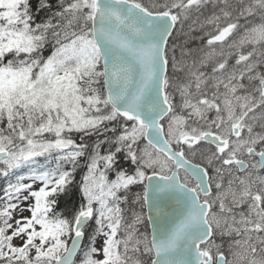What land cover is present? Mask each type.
<instances>
[{
	"label": "snow or ice",
	"instance_id": "6c2138e0",
	"mask_svg": "<svg viewBox=\"0 0 264 264\" xmlns=\"http://www.w3.org/2000/svg\"><path fill=\"white\" fill-rule=\"evenodd\" d=\"M0 179V264H264V0H0Z\"/></svg>",
	"mask_w": 264,
	"mask_h": 264
},
{
	"label": "trees",
	"instance_id": "16d2710c",
	"mask_svg": "<svg viewBox=\"0 0 264 264\" xmlns=\"http://www.w3.org/2000/svg\"><path fill=\"white\" fill-rule=\"evenodd\" d=\"M52 2H53V5H55L57 0H52ZM31 4L33 6V10L35 11L37 8V0H31ZM37 18L42 20L45 18V14L39 13ZM184 32L187 33V35H180L179 33L176 34L175 38H176L177 43H184L185 41H187V45H186L187 47L192 48L193 50L200 48L203 51H205L206 39H207L205 32H207V27L203 31L197 29V30L189 33L187 23H186L185 28H184ZM50 51H51L50 48L46 49L45 55L49 54ZM177 56H179V50H177ZM93 139H95V138H93ZM104 147H107V145H105ZM123 166L125 168H128L129 167L128 162L124 161ZM80 176H81V170H78L77 174H76V179L79 180ZM3 185H5V181L3 179H0V189ZM139 191H140V188H138V187L133 188V192H139ZM65 207H66V201H65V199L62 198L60 201V204H59V208L63 209ZM137 210H140L139 207H137ZM89 231L91 232V228H89ZM85 242H87V240Z\"/></svg>",
	"mask_w": 264,
	"mask_h": 264
},
{
	"label": "rangeland",
	"instance_id": "374dc122",
	"mask_svg": "<svg viewBox=\"0 0 264 264\" xmlns=\"http://www.w3.org/2000/svg\"><path fill=\"white\" fill-rule=\"evenodd\" d=\"M210 30V28H207V31H209ZM217 48H219V45H217ZM208 49H207V47H206V49H205V51H207ZM177 99V101L179 100V97H177L176 98ZM5 185H3L2 187H1V189L4 187ZM3 196V192L2 191H0V197H2ZM0 203H2V200H0ZM137 211H139V210H137ZM22 215H24V216H28V215H30V213L29 212H27V211H25V212H23L22 213ZM16 216V214L14 213V217ZM14 243H19V241H14ZM96 246L97 247H99L100 246V240L98 239L97 240V244H96Z\"/></svg>",
	"mask_w": 264,
	"mask_h": 264
},
{
	"label": "water",
	"instance_id": "95a60500",
	"mask_svg": "<svg viewBox=\"0 0 264 264\" xmlns=\"http://www.w3.org/2000/svg\"><path fill=\"white\" fill-rule=\"evenodd\" d=\"M145 210H146V215L148 214V209L147 208H145ZM150 231H151V229H150Z\"/></svg>",
	"mask_w": 264,
	"mask_h": 264
},
{
	"label": "flooded vegetation",
	"instance_id": "af4514ba",
	"mask_svg": "<svg viewBox=\"0 0 264 264\" xmlns=\"http://www.w3.org/2000/svg\"><path fill=\"white\" fill-rule=\"evenodd\" d=\"M194 162H198V161H194Z\"/></svg>",
	"mask_w": 264,
	"mask_h": 264
}]
</instances>
